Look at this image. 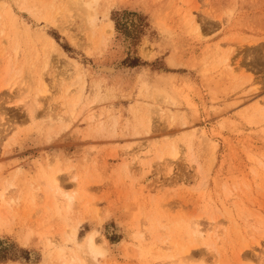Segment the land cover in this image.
Masks as SVG:
<instances>
[{
  "label": "rangeland",
  "instance_id": "obj_1",
  "mask_svg": "<svg viewBox=\"0 0 264 264\" xmlns=\"http://www.w3.org/2000/svg\"><path fill=\"white\" fill-rule=\"evenodd\" d=\"M2 48L0 264H264V0H0Z\"/></svg>",
  "mask_w": 264,
  "mask_h": 264
},
{
  "label": "bare ground",
  "instance_id": "obj_2",
  "mask_svg": "<svg viewBox=\"0 0 264 264\" xmlns=\"http://www.w3.org/2000/svg\"><path fill=\"white\" fill-rule=\"evenodd\" d=\"M75 2H76V0H75ZM71 3H72V2H71ZM77 4H78V2H77ZM80 4H81V3H80ZM86 4H87V2H86ZM82 6H83V5H82ZM88 7H90V5H88ZM91 10H92V9H91ZM87 12H89L88 15H87L88 17H90L91 15L94 14L92 11H89V10H88ZM90 12L93 13V14H90ZM51 18H52V17H51ZM90 18L92 19V16H91ZM49 41H50V40H49ZM17 47H18V46H17ZM5 50H6V48H5V49L2 48L0 54H4V51H5ZM43 50H44V49H43ZM15 51H16V53H19L17 48L14 49V52H15ZM36 52H37V51H36ZM34 53H35V52H34ZM37 53H38V52H37ZM44 53H46V52H44ZM5 55H6V54H5ZM35 55H36V53H35ZM2 56H3V55H2ZM7 57H8V56H7ZM45 58H46V57H45ZM8 59H10V58L8 57ZM47 59H48V57H47ZM47 59H46V60H47ZM6 61H7V60H6ZM8 61L10 62V60H8ZM9 62H7V63H9ZM48 62H49V61H48ZM21 64H23V63H21ZM43 64H44V63H43ZM6 65H7V66H6ZM10 65H12V64L10 63ZM10 65H9V66H10ZM5 67L7 68V67H8V64H5ZM41 67H42V66H41ZM19 68H20V67H19ZM19 68H18V69H19ZM7 69H9V68H7ZM4 70H5V69H4ZM10 70H11V69H10ZM10 70H5V71L10 72ZM13 70H15V69H13ZM6 74H7V73H6ZM6 74H5V75H6ZM76 74H77V73H76ZM7 75H9V74H7ZM38 75H39V74H38ZM40 75H41V74H40ZM71 75H72V74H71ZM13 76H14V75H13ZM19 76H20V75H19ZM28 76H29V75H28ZM42 76H43V74H42ZM3 77H6V76H2L1 78H3ZM22 77H23V76H22ZM77 77H78V75H77ZM27 78H30V77H27ZM33 78H34V77H33ZM4 79H6V78H4ZM18 79H19V78H18ZM22 79H23V78H22ZM31 80H32V79H31ZM40 80H41V78H40ZM9 81H10V80H9ZM12 83H13V82H12ZM1 84H2V83H1ZM10 84H11V83H10ZM15 84H16V83H15ZM33 84H35V83H33ZM46 86H47V85H46ZM7 87H8V86H7ZM47 87H48V86H47ZM47 87H45V83H44V82L39 81V83L36 85V88L34 87V88H35V94H36V95L33 94V96L35 95V96L41 97V95H44L45 92H47V89H46ZM8 88H12V87L10 86V87H8ZM31 91H32V90H31ZM31 91H30V92H31ZM68 92H69V91H68ZM76 92H77V91H76ZM79 92H80V91H79ZM79 92H78V93H79ZM33 93H34V92H33ZM46 94H47V93H46ZM47 95H48V94H47ZM80 95H81V94H80ZM80 95H78V96H80ZM31 97H32V96H31ZM38 97H35V100L38 99ZM66 97H67V96H66ZM80 98H81V97H80ZM80 98H79V99H80ZM166 98H167V97H166ZM33 99H34V98H33ZM167 99H168V98H167ZM35 100H34V101H35ZM169 100H170V99H169ZM31 101H32V100H31ZM34 101H33V102H34ZM37 101H38V100H37ZM76 101H77V100H76ZM76 101L74 102V104H76ZM28 102H29V101H28ZM35 102H36V101H35ZM35 102H34V103H35ZM71 102H72V101H71ZM77 102H78V101H77ZM36 103H37V102H36ZM67 103L70 105V102H67ZM30 104H31V103H29V105H30ZM37 104L40 105L41 103H39V101H38ZM39 105H38V106H39ZM33 106H34V105H33ZM36 106H37V105H36ZM73 107H74V105H73ZM40 108H41V107H40ZM74 108H75V107H74ZM262 108H263V107H262ZM69 111H70V110H69ZM152 111H153V110H151V112H150L151 114H152ZM158 111H160V109H159ZM71 112H72V111H71ZM73 112H74V111H73ZM73 112H72V113H73ZM67 113H68V112H67ZM148 113H149V112H148ZM150 113H149V114H150ZM164 113H165V112H164ZM68 114H69V113H68ZM70 115L72 116V114H69V115H68L69 118H70ZM92 116H93V115H92ZM148 116L150 117V115H148ZM169 116H170V115H169ZM93 117H94V116H93ZM96 117H97V116H96ZM171 118H172V117H171ZM148 120H149V119H148ZM150 121H151V120H150ZM71 123H72V122H71ZM146 123H149V122L146 121ZM150 124H151V122H150ZM150 124H149V125L147 124L148 129H150V127H149ZM182 124H183V123H182ZM66 125H67V124H66ZM67 127H68V126H67ZM63 128H64V127L61 128V131H62ZM63 130H64V129H63ZM145 130H147V129H145ZM147 131H149V130H147ZM147 131H146V132H147ZM144 132H145V131H144ZM147 133H148V132H147ZM137 134H138V133H137ZM139 134H140V133H139ZM166 145H167V144H166ZM173 148H174V147H173ZM173 148L171 147L170 149H173ZM163 149H164V148H163ZM170 152H171V153H170ZM170 152L168 153V155L170 154L171 156H175V155H176L175 153H177L176 151H173V152L170 151ZM172 153H174V154H172ZM166 154H167V153H166ZM164 155H165V154H164ZM165 156H166V155H165ZM173 160H174V159H173ZM150 165H151V164H150ZM172 165H173V164H172ZM170 166H171V165H170ZM55 179H56V178H55ZM55 186H57V181H56V185H55ZM67 198H68V196H67ZM69 198H70V196H69ZM69 198H68V199H69ZM70 199H71V198H70ZM66 202H68V200H67ZM199 226H200V224H199V225L196 224L195 227L193 228L192 232H191L196 238H197L198 236H199V238H200L201 235H203V234H202L203 231H202V229H200ZM66 231H67V230H66ZM73 231H74V230H72V232H73ZM211 231H212V230H211ZM96 235H97L96 232H90V233L87 235L86 239H85V246H86L85 249L87 250V252H88V251L91 252V253H92V256H93V254H94V257H95L97 254L101 253V252H100V251H101L100 248H99L98 245L96 244V242H97V241H96V237H95ZM214 235H215V234H214ZM67 236H68V235H67ZM187 236H189V235L187 234ZM69 237H70V234H69ZM71 237H72V235H71ZM196 238H194V239H196ZM69 240H70V239H69ZM71 240H72V239H71ZM196 240H197V239H196ZM196 240H195V241H196ZM197 241H198V240H197ZM197 241H196V242H197ZM54 242H55V241H54ZM193 242H194V241H193ZM193 244H194V246H195L196 243L194 242ZM193 244H192V245H193ZM76 246H77V245H76ZM190 246H191V245H190ZM190 246H187V247L184 246V247H183V251L181 250V251L183 252V254L186 253L187 251L190 252V249H191ZM78 247H79V246H78ZM82 248H83V247H82ZM80 249H81V248H80ZM83 250H84V249H83ZM63 252H64V251H63ZM64 253H65V252H64ZM181 254H182V253H181ZM186 254H187V253H186ZM83 255H85V254H83ZM89 255H90V254H89ZM63 256H64V255H63ZM77 257H78V256H77ZM77 257H75V256H73V255L70 256L69 259H68L67 264H80V263H79V259H78ZM82 257H83V256H82ZM85 259H86V258H85ZM85 259H84V260H85ZM93 259H94V258H93ZM84 262H85V261H84ZM85 264H86V263H85Z\"/></svg>",
  "mask_w": 264,
  "mask_h": 264
}]
</instances>
